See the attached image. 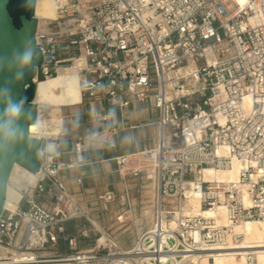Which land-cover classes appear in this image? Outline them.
I'll return each mask as SVG.
<instances>
[{
  "label": "built area",
  "instance_id": "obj_1",
  "mask_svg": "<svg viewBox=\"0 0 264 264\" xmlns=\"http://www.w3.org/2000/svg\"><path fill=\"white\" fill-rule=\"evenodd\" d=\"M58 11L38 22L41 79L81 58L76 106L88 104L98 125L111 123V135L121 131L116 114L136 103L156 112L157 143L113 158L121 176L153 174L155 227L129 248L109 234L108 243L81 248L88 232L68 230L81 210L64 172L83 164L92 140L77 137L74 160H64L61 130L40 139L36 184L0 216V264H192V255L212 263L242 239L235 225L264 218V0H68ZM233 159L237 182L202 178ZM187 187L203 209H224L227 224L185 212ZM253 260L248 254L243 264Z\"/></svg>",
  "mask_w": 264,
  "mask_h": 264
},
{
  "label": "rangeland",
  "instance_id": "obj_2",
  "mask_svg": "<svg viewBox=\"0 0 264 264\" xmlns=\"http://www.w3.org/2000/svg\"><path fill=\"white\" fill-rule=\"evenodd\" d=\"M70 66L71 65L67 67ZM143 110L146 111L147 114L145 119L137 121V124L140 125L128 130V132L132 131L131 133L134 135V138L127 139L126 137L124 140H127L128 142H123V140H121L120 144H118V142L112 143L113 146H110L112 151L121 153H130L136 150L144 151L153 147L157 143L160 129H158L156 124V112L150 104L143 105ZM43 113L47 115V109H43ZM56 115L62 119L61 147L64 151V156L67 157V159H65L63 156L64 160H74L72 147L76 138L79 136L88 137L92 140L90 141L86 151L93 147H97V143L100 144L102 148H105L108 145V138L110 137L109 129L112 125L111 123L98 125L97 123L92 122L91 110L88 104L79 106L74 105L69 108L61 107L60 111L56 113ZM79 115H84L85 120L82 123L77 124L75 119ZM125 117H127V114H125L124 117L116 114L115 119L118 121V119H123ZM170 130L173 131L172 127L169 128V131ZM93 134L95 136H93ZM67 137H69V139ZM129 149L131 150L128 151ZM70 156L72 157L70 158ZM110 163H112L111 167L112 170H114L115 175L113 176L114 178H112V181L111 178L107 177V175L103 173L95 176H89L86 174V182L83 181L82 183L83 188L79 186L77 180L75 179L73 171L76 168L64 172L67 189L69 188V193L73 201L81 210L80 216H78V218H74L67 227L70 232H78L81 229L88 232V237L81 238V248L83 249L93 248L97 244V240L101 237V234L92 224L94 223L93 220L96 221L99 229L112 236L115 242L123 248H129L132 246L138 239V234L142 230L144 231L147 228L151 229L152 227L148 221L146 222V216L149 214L150 209L148 206H145L144 199L147 197L148 192L149 194L151 191L154 192L153 194L155 198H153L154 201L151 203L153 204V206H151V209L153 210L156 200V189H150L149 183L151 181L155 182L154 176L149 173H143L140 176H121L117 172L115 162L112 161ZM85 173H87V171ZM109 182L116 184V188L114 192L111 191L114 195L113 200L106 202L100 199V197L108 191L104 188ZM118 184L121 189L118 188ZM91 185H99L100 189L92 190L90 189ZM84 186H87V188ZM127 190H129V195ZM142 198L143 203L141 202ZM34 200L39 202L41 200L40 194H36L34 196ZM68 206L69 209H72L70 208V203ZM119 214H122L123 219L125 218V222L123 224H118L116 221ZM88 218L92 223L88 220ZM138 228L140 231H138Z\"/></svg>",
  "mask_w": 264,
  "mask_h": 264
},
{
  "label": "water",
  "instance_id": "obj_3",
  "mask_svg": "<svg viewBox=\"0 0 264 264\" xmlns=\"http://www.w3.org/2000/svg\"><path fill=\"white\" fill-rule=\"evenodd\" d=\"M35 7L36 0H0V216L21 197L7 184L14 164L32 173L42 164L36 103L47 102L38 68L44 55L36 39ZM28 51L32 58L26 61ZM13 105L20 106L18 115Z\"/></svg>",
  "mask_w": 264,
  "mask_h": 264
},
{
  "label": "bare ground",
  "instance_id": "obj_4",
  "mask_svg": "<svg viewBox=\"0 0 264 264\" xmlns=\"http://www.w3.org/2000/svg\"><path fill=\"white\" fill-rule=\"evenodd\" d=\"M80 1L81 4H85L86 0ZM66 3H68V0H36L35 16L38 19L39 25L41 24V19H56L59 16V7ZM70 65V67L64 66L59 69L57 76L42 79L47 104L36 103L38 109V117L36 119L39 129V134H37L38 139H41L42 137H56L62 128V119L57 116L56 113L60 111L61 107L79 104L82 99L80 85L81 75L79 73V66L82 65V59L76 58ZM249 102L247 101V103ZM43 109H47V115L43 113ZM160 132L161 131L159 130V134ZM49 147L51 148V145H49ZM240 172L241 164L233 159L231 167L221 169L205 168L202 171V178L206 181L237 182ZM37 178L38 171L32 173L31 171L23 168L21 165L14 164L7 184L19 192L22 197L23 192L27 191L31 186L36 184ZM155 182L151 181L149 183L150 189H156ZM186 190L189 194V198L184 206L185 212L202 215L204 217H215L221 223L227 224L224 209L221 207H215V209H203L201 207L200 195L191 191L188 187ZM31 193L32 192H30V194ZM153 193V191H151L150 194L148 192L147 197L144 199L145 206H148L150 209V211L148 210L149 214H146L147 216H145L146 219L151 222V229L155 227L154 214L151 209V206H153L151 203L154 201L153 198H155ZM21 197L9 208H4L15 211ZM245 202H249L246 194ZM70 204L72 205V203ZM122 217L123 216L120 218L123 219ZM92 224L98 228L96 221ZM173 224L174 223L172 222V225ZM234 232L243 236L237 245L227 248L228 250L218 254L214 253L212 263L207 260L205 255L201 257L192 255V264H243L245 263L248 254H252L254 256V260L248 264H264V218L259 220H248L235 225ZM101 237V239L99 238L100 240L98 239L99 243L97 240V245L108 243V237L105 232L102 233ZM4 252L5 250L0 249V254H3Z\"/></svg>",
  "mask_w": 264,
  "mask_h": 264
},
{
  "label": "crops",
  "instance_id": "obj_5",
  "mask_svg": "<svg viewBox=\"0 0 264 264\" xmlns=\"http://www.w3.org/2000/svg\"><path fill=\"white\" fill-rule=\"evenodd\" d=\"M117 114L120 115V113H117ZM125 114H127V117H125L123 119H118L119 127H120L121 131L116 135H111L109 133L110 137L108 138V145L105 148H102L100 146V144L97 143V145H98L97 147H93L90 150L85 151L83 153V164L81 165L80 168H76L73 171L75 179L76 180L81 179V181H82L81 184L78 183L80 187L83 188L82 183H83V181L86 182V177H87L86 174H88L89 176H92V175L95 176V175L103 173V174L107 175V177L111 178V181H112V178H114L113 177V176H115L114 170H112V167H111L112 163H110V162L114 161L113 158L116 156L115 154L121 153V152L112 151V148H110V146H113L112 143H116V142H118V144H120L121 140H123V142H126L127 140H124V138H126V137H127V139L134 138V135L131 133L132 131L128 132V130L133 129L135 126H139L140 124L138 125L137 121H141V120L145 119V117L147 116L146 111L143 110V105L137 104V103L135 104V106L133 108L129 107L126 110ZM125 114H124V116H125ZM75 120H76L77 124L82 123L85 120V116L79 115L78 117H76ZM78 133H80V132H78ZM67 138L69 139V137H67ZM130 150L131 149H129L128 151H130ZM123 152H125V151H123ZM117 155H119V154H117ZM71 157L72 156H70V158ZM64 158L67 159L66 156H64ZM113 169H114V165H113ZM86 171H87V173H85ZM66 185H67V183H66ZM76 185H77V183H76ZM115 186H116V184H114L113 182H109L105 185L104 189L114 192L115 188H116ZM84 187L87 188V186H84ZM118 188L121 189L119 184H118ZM90 189H92V190L93 189L94 190L100 189V186L99 185H94V186L91 185ZM68 191H70L69 188H68ZM127 193L129 195V190H127ZM141 202L143 203V198H142ZM146 221H148V220H146ZM148 223L151 225L150 221H148ZM139 231H140V229H139ZM142 232H143V230L138 235L140 236V234ZM102 237H100V239ZM99 240H98V243H99ZM117 245H119V244H117Z\"/></svg>",
  "mask_w": 264,
  "mask_h": 264
},
{
  "label": "clouds",
  "instance_id": "obj_6",
  "mask_svg": "<svg viewBox=\"0 0 264 264\" xmlns=\"http://www.w3.org/2000/svg\"><path fill=\"white\" fill-rule=\"evenodd\" d=\"M23 58L26 61L31 60V58H32V52L31 51L26 52L24 54V57ZM11 111H12L13 115H18L19 112H20V106L19 105H13Z\"/></svg>",
  "mask_w": 264,
  "mask_h": 264
}]
</instances>
